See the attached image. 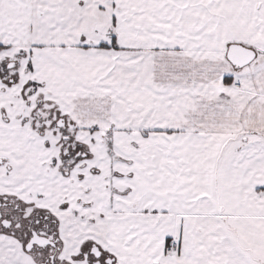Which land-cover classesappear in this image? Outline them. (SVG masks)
<instances>
[{
	"label": "snow or ice",
	"instance_id": "1",
	"mask_svg": "<svg viewBox=\"0 0 264 264\" xmlns=\"http://www.w3.org/2000/svg\"><path fill=\"white\" fill-rule=\"evenodd\" d=\"M0 264H264V0H0Z\"/></svg>",
	"mask_w": 264,
	"mask_h": 264
}]
</instances>
